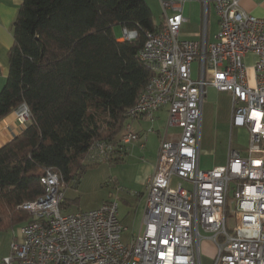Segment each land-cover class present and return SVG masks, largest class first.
I'll list each match as a JSON object with an SVG mask.
<instances>
[{
  "label": "built area",
  "instance_id": "2783aa9c",
  "mask_svg": "<svg viewBox=\"0 0 264 264\" xmlns=\"http://www.w3.org/2000/svg\"><path fill=\"white\" fill-rule=\"evenodd\" d=\"M183 1L162 2L173 13H165L162 23L145 33L137 56L150 76L125 111L127 122L118 137L114 143L96 141L85 155L92 161L111 159L116 144L134 141L143 148L155 129L138 132L132 121L166 112L155 171L146 181L140 234L122 241L126 228L115 200L63 212V185L58 173L46 168L39 176L43 192L19 206L29 212L30 221L18 226L0 264H202V239L215 245L211 264H264V16L249 14L239 0H202L205 12L213 2L218 18L214 41L206 43L205 30L201 40L179 39ZM136 36L134 29L122 28L118 40ZM247 53L256 56L252 85ZM194 60L199 64L195 79ZM207 85L230 93L231 125L245 127L248 141L245 154L229 148L225 164L201 169V106ZM16 110L21 123L28 121L24 103ZM169 127L179 128L178 135L169 133ZM228 218L234 219L232 233Z\"/></svg>",
  "mask_w": 264,
  "mask_h": 264
},
{
  "label": "trees",
  "instance_id": "16d2710c",
  "mask_svg": "<svg viewBox=\"0 0 264 264\" xmlns=\"http://www.w3.org/2000/svg\"><path fill=\"white\" fill-rule=\"evenodd\" d=\"M116 25L137 36L118 40ZM155 28L145 0L22 1L0 119L23 103L29 119L0 147V230L30 221L19 206L43 192L44 169L64 186L95 164L85 155L96 141L114 142L150 76L137 53Z\"/></svg>",
  "mask_w": 264,
  "mask_h": 264
},
{
  "label": "rangeland",
  "instance_id": "374dc122",
  "mask_svg": "<svg viewBox=\"0 0 264 264\" xmlns=\"http://www.w3.org/2000/svg\"><path fill=\"white\" fill-rule=\"evenodd\" d=\"M209 11L213 14L212 3L209 1ZM122 27L116 25L113 30L116 36L121 34ZM198 61L192 62V78L198 77ZM249 83L253 84V70H247ZM205 98L201 106L199 156L200 166L223 165L226 163L229 148L244 150L247 144L246 129L231 127V95L228 91L218 90L207 85ZM165 113L161 112V119L150 122L146 119L145 128L153 125L154 129L162 132L165 127ZM134 127V126H133ZM245 128V127H244ZM135 129V128H134ZM179 129V128H178ZM177 131L176 127H169L168 132ZM119 132L114 136L115 140ZM113 142V141H112ZM114 143V142H113ZM160 139L155 134L148 136L144 152L145 159L152 157L158 150ZM244 148V149H243ZM111 160L101 158L95 161H86L88 166L78 179L70 180L63 186L64 198L67 205H63V212L73 213L79 210L86 211L97 208L105 200H115L118 203L117 215L126 230L121 234L123 242H129L142 231L143 215L147 191L143 182L140 163L142 154L136 150L122 153L118 158ZM234 219L228 218L226 227L232 233ZM18 226L0 230V261L9 254L10 242ZM202 234H205L201 232ZM216 253L215 245L206 239L200 243L202 264H211Z\"/></svg>",
  "mask_w": 264,
  "mask_h": 264
},
{
  "label": "crops",
  "instance_id": "0c3cea01",
  "mask_svg": "<svg viewBox=\"0 0 264 264\" xmlns=\"http://www.w3.org/2000/svg\"><path fill=\"white\" fill-rule=\"evenodd\" d=\"M23 0H0V90L6 82L7 74H8V51L10 47L13 45L14 39L11 31L12 23L15 20L17 15L19 6L21 5ZM164 1H175V0H145L147 5L149 6L152 15L155 27L159 26L165 16L171 15L173 13V9L168 7L164 10L162 2ZM212 3V10L213 14H210L209 11V3L206 8V12L204 9L203 1L202 0H184L181 6V13L184 18L182 22L178 38L185 39V40H201L203 38V31L205 30V41L206 43H211L214 41V36L218 31V18L216 16L213 2ZM240 7L248 12L249 14L256 16V17H263L264 16V0H239ZM206 15V19H205ZM114 31V30H113ZM118 38V36H117ZM256 60V56L252 53H247L244 62L247 67H252ZM161 112L165 113L164 120L166 119V112L164 110H157L153 113V119L150 122L156 120H160ZM146 117H141L132 121V126L134 130L138 132H143L148 127L153 125L151 124L147 128L144 127V121H146ZM148 120V119H147ZM155 121V122H156ZM28 121L21 123L17 117V110H13L3 118L0 119V147L18 135L25 127ZM231 127H234L231 125ZM237 127V126H236ZM154 128V127H153ZM162 128V127H161ZM155 129L153 133L157 137H159L161 141L162 137V130ZM239 128V127H238ZM242 130L246 129L244 127H240ZM247 131V130H245ZM172 134L178 135L179 129L177 131L171 132ZM148 134V136L150 135ZM248 136V132H247ZM148 141V140H147ZM248 141V138H247ZM145 143L144 147H140V141H134L126 144L118 143L116 144L114 151L112 153V157L118 158L122 153L126 151L134 152L138 150L143 157L142 163H140V170L143 177V182L146 187L147 179L152 176L155 171V165L157 161L158 150L153 154L152 157H148V159L144 158L146 153L144 152L146 148ZM247 146V144H246ZM159 149V147H158ZM244 149V148H243ZM245 150H238L241 154H245ZM200 153V150H199ZM216 166V165H213ZM213 166H200V156H199V167L201 169H209ZM67 205L66 201L64 202V206Z\"/></svg>",
  "mask_w": 264,
  "mask_h": 264
}]
</instances>
